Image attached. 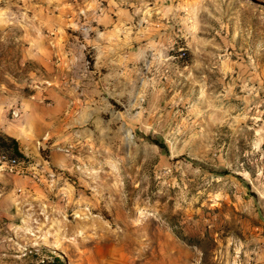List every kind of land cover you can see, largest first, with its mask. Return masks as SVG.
<instances>
[{
  "label": "rangeland",
  "instance_id": "obj_1",
  "mask_svg": "<svg viewBox=\"0 0 264 264\" xmlns=\"http://www.w3.org/2000/svg\"><path fill=\"white\" fill-rule=\"evenodd\" d=\"M0 100V264H264V0H0Z\"/></svg>",
  "mask_w": 264,
  "mask_h": 264
},
{
  "label": "crops",
  "instance_id": "obj_2",
  "mask_svg": "<svg viewBox=\"0 0 264 264\" xmlns=\"http://www.w3.org/2000/svg\"><path fill=\"white\" fill-rule=\"evenodd\" d=\"M29 109L36 121L41 119L44 120V115L46 113L43 112L40 106L30 105ZM50 116L53 119L58 118L57 112H53ZM64 121H66V118L64 120L62 119V121L55 120V127L52 131L53 135H59L64 131L66 123L61 124V122ZM16 126L17 123H15L14 120H11L7 115L6 104L4 102H1L0 100V133H3L19 141V139L22 137V133L16 128ZM64 136H66V134H64ZM62 140H59L55 136H52V138L47 141L38 140L40 146H35L32 140H27V144L23 148H21L20 146V151L26 157L33 158L34 156L38 155L42 158L48 159V161H45V164L41 168V170H39L40 173H38V176L40 177V180L46 182L55 180L50 179L53 175L51 172V168L55 170L56 176H60L61 173L66 172V154L62 153L61 149L57 148ZM58 179L60 180L61 177H58Z\"/></svg>",
  "mask_w": 264,
  "mask_h": 264
},
{
  "label": "built area",
  "instance_id": "obj_3",
  "mask_svg": "<svg viewBox=\"0 0 264 264\" xmlns=\"http://www.w3.org/2000/svg\"><path fill=\"white\" fill-rule=\"evenodd\" d=\"M12 112V118L13 119H19L22 116V107L16 106L14 108H11ZM66 153V148L64 149ZM46 160H42L43 163L37 164V167L42 164V167L44 166ZM0 163L3 165L2 167H7L11 170H18L20 172L29 171L30 169H34L35 164H33L30 159L28 158L27 161H19L17 158H12L9 155L1 154L0 155ZM52 172V178L56 177V172L51 168ZM38 176V175H37ZM34 178H37L34 176ZM39 180V179H37Z\"/></svg>",
  "mask_w": 264,
  "mask_h": 264
},
{
  "label": "trees",
  "instance_id": "obj_4",
  "mask_svg": "<svg viewBox=\"0 0 264 264\" xmlns=\"http://www.w3.org/2000/svg\"><path fill=\"white\" fill-rule=\"evenodd\" d=\"M152 142L162 150H167V146L164 143H160L156 140ZM0 154L9 155L12 158H17L19 161H27L28 158L20 151L19 142L5 134L0 133ZM54 264H62L59 258H54Z\"/></svg>",
  "mask_w": 264,
  "mask_h": 264
}]
</instances>
